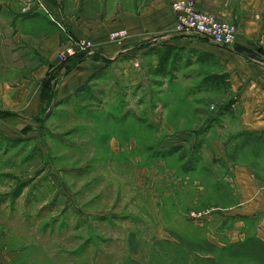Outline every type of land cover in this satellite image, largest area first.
<instances>
[{"label":"rangeland","instance_id":"374dc122","mask_svg":"<svg viewBox=\"0 0 264 264\" xmlns=\"http://www.w3.org/2000/svg\"><path fill=\"white\" fill-rule=\"evenodd\" d=\"M189 62L113 69L29 134L0 136V264H264L263 239L233 242L229 217L197 215L230 201L200 153L230 100Z\"/></svg>","mask_w":264,"mask_h":264},{"label":"crops","instance_id":"0c3cea01","mask_svg":"<svg viewBox=\"0 0 264 264\" xmlns=\"http://www.w3.org/2000/svg\"><path fill=\"white\" fill-rule=\"evenodd\" d=\"M174 1L0 0V112L7 113L0 116V136L29 134L44 111L113 69L121 74L132 70L134 61L149 60L155 70V49L172 45L177 50L173 67L191 61L199 64L200 73L209 74L208 81L225 75L222 96L231 101L201 136V160L214 177L215 196L229 192L230 197L209 207L210 213L230 218L233 242L246 232L264 240V56L259 53L264 48V0H192L198 10L234 22L235 44L252 56L236 52L235 44L223 47L175 33ZM120 29L128 32L126 39L110 41L109 34ZM76 39L92 46L82 59L69 61L67 70L56 52ZM48 73L55 77L45 100ZM173 80L180 79L175 75Z\"/></svg>","mask_w":264,"mask_h":264},{"label":"built area","instance_id":"2783aa9c","mask_svg":"<svg viewBox=\"0 0 264 264\" xmlns=\"http://www.w3.org/2000/svg\"><path fill=\"white\" fill-rule=\"evenodd\" d=\"M35 1L26 0L28 4ZM171 9L175 15V33L200 36L223 47H231L235 44L237 25L234 22L218 20L213 14L198 10L192 0H176L172 2ZM125 34L126 31L120 29L112 32L110 38L114 41H121ZM91 46L89 41L72 40L65 45L64 53L59 55L58 59L64 61L68 56L85 51ZM208 213H210L209 209L205 212H198L197 215Z\"/></svg>","mask_w":264,"mask_h":264},{"label":"trees","instance_id":"16d2710c","mask_svg":"<svg viewBox=\"0 0 264 264\" xmlns=\"http://www.w3.org/2000/svg\"><path fill=\"white\" fill-rule=\"evenodd\" d=\"M233 49L236 52L242 53L246 56H252L254 54L252 51L246 50V49H244L241 46H238L236 44L233 46ZM155 52H156L157 57H158V62H157L156 69L153 71V73L156 75L167 76L168 74H170L171 67H173L172 64L174 63V61L177 58L176 47H174L172 45H160V47L155 49ZM260 52L261 51L259 50V53ZM84 53H85V51L76 52L75 54L68 56L64 61H62V62H64L63 64H64V66H66V69L68 70L72 66L71 64H69V61L71 63V61H73L74 59H82L84 56ZM168 69H169V71H168ZM224 76L225 75H222V78H219V76H218L219 80H217V82L221 81L224 83V80H223ZM54 77H55L54 75L52 76L51 73H48L46 78H44V80H43V91H44L43 95H45V92H46V96H44L45 100L48 99L47 91H45V90L47 88L50 91L51 81L54 79ZM229 105H231V101L228 103V106H227L228 108H229ZM227 107H225V110L228 109ZM6 114H7L6 112H0V116H5ZM44 114H46L45 111H44L43 115ZM37 119H39V117H37L35 120H37ZM253 236H254V238H258L255 235H253ZM258 239H260V238H258ZM262 241H264V240H262Z\"/></svg>","mask_w":264,"mask_h":264}]
</instances>
